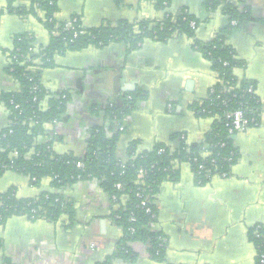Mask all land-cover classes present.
<instances>
[{"label": "crops", "instance_id": "0c3cea01", "mask_svg": "<svg viewBox=\"0 0 264 264\" xmlns=\"http://www.w3.org/2000/svg\"><path fill=\"white\" fill-rule=\"evenodd\" d=\"M9 0H0V9ZM204 0H170L172 14L185 9L198 19L195 39L209 41L227 25L221 7L208 13ZM14 7H28V0H12ZM254 19L247 28L231 36L227 43L243 61L235 74L256 84L255 93L264 100V0H247ZM55 19L66 22L73 15L87 28L120 21H158L163 13L145 0H58ZM39 18L43 14L37 13ZM29 33L36 49L47 46L49 34L37 17L4 15L0 20V95L17 92L18 83L6 72L7 51L16 34ZM210 63L192 47L186 37L165 43L144 41L131 54L124 44L104 48L89 47L56 58V66L42 71L40 82L51 94L70 93L63 120L46 125L57 134L52 144L56 154L83 155L89 131L107 125L103 109L120 97L142 93L135 109L119 126L117 154L125 156L130 143L137 152L149 151L156 143H171L182 134L188 145L199 142L212 124L211 118H196L189 109L202 102L216 83ZM46 107V103L43 104ZM8 113L0 104V130ZM237 162L228 177H213L197 185L187 164L180 165L175 182L162 185L155 202L153 230L166 241L162 261L152 259L148 246L128 243L136 260H115L113 264H256V249L248 240L250 228L264 223V112L257 126L234 136ZM27 177L5 172L0 193L14 187L19 198H29L50 190L49 181L39 187ZM72 204L74 222L43 220L30 222L12 217L0 225V264H96L115 253L123 232L109 215L112 207L96 181L79 182L55 191Z\"/></svg>", "mask_w": 264, "mask_h": 264}, {"label": "trees", "instance_id": "16d2710c", "mask_svg": "<svg viewBox=\"0 0 264 264\" xmlns=\"http://www.w3.org/2000/svg\"><path fill=\"white\" fill-rule=\"evenodd\" d=\"M28 1V7H14L9 0L0 9V20L4 15L37 17L49 34V41L47 46L36 49L32 35L16 34L13 48L6 52V72L18 83L19 90L0 95V104L8 113L7 123L0 130V178L5 172H14L27 177L34 187L48 180L50 190L29 198H19L14 187L0 193V225L12 217H23L30 222L43 220L70 228L74 222L72 204L64 202L62 195L55 191L79 182L96 181L111 204L110 219L123 232V240L115 253L96 264L135 261L137 256L128 248V243L147 245L149 256L162 261L166 241L161 233L152 229L157 214L155 202L162 185L177 181L178 167L182 164L189 165L197 185H205L222 173L229 174L237 162L238 151L234 147L235 135L228 134L227 115L242 111L251 128L259 124L264 112V100L255 93L256 84L236 76V70L243 69L244 63L227 43L231 36L244 31L254 21L247 0H204L208 13L221 7L227 21L207 42L195 39L199 23L195 16L185 9L176 14L168 11L170 0H145L163 13L158 21L129 23L123 20L115 25L87 28L79 16L73 15L71 19L75 18L76 22L69 30L64 29L65 22L55 19L58 0ZM39 11L42 18L37 16ZM178 37L191 39L192 47L217 75L207 97L189 105L196 118L212 119L199 142L188 145L182 134H176L170 144L156 143L144 152H137L136 143L132 142L125 156L120 157L117 154L118 125L135 109L136 100L143 97L142 93H135L105 106L103 114L107 125L89 131L83 155L53 152L51 146L58 136L45 126H54L63 120L71 98L68 91L48 93L40 82L42 71L54 68L56 58L112 44H124L129 55L146 40L165 43ZM250 88L252 92H248ZM113 197L116 200H112ZM248 240L256 249L255 263L264 264V223L250 228Z\"/></svg>", "mask_w": 264, "mask_h": 264}, {"label": "built area", "instance_id": "2783aa9c", "mask_svg": "<svg viewBox=\"0 0 264 264\" xmlns=\"http://www.w3.org/2000/svg\"><path fill=\"white\" fill-rule=\"evenodd\" d=\"M75 22H76L75 18L66 21L64 29H66V30L72 29L73 24ZM248 92H252V88H250L248 90ZM226 120H227L226 127L228 129V134L230 136H234L237 133L243 132L249 128V120L244 116L243 112L240 110L235 111V112L227 115ZM139 173H142V171H140ZM229 175L230 174H228V173H222V174L217 175V176L218 177H228ZM33 181H35V180L33 179L32 182ZM116 187L118 189L121 188L119 185H117ZM112 200H116V198L113 197ZM141 204L144 205L145 203L142 202ZM146 212L150 213V209H147ZM152 216H154V215H152ZM132 221H134V219H132Z\"/></svg>", "mask_w": 264, "mask_h": 264}, {"label": "rangeland", "instance_id": "374dc122", "mask_svg": "<svg viewBox=\"0 0 264 264\" xmlns=\"http://www.w3.org/2000/svg\"><path fill=\"white\" fill-rule=\"evenodd\" d=\"M236 71H237V70H236ZM51 149H52V147H51ZM29 182H30L29 184L31 185V181H29Z\"/></svg>", "mask_w": 264, "mask_h": 264}]
</instances>
